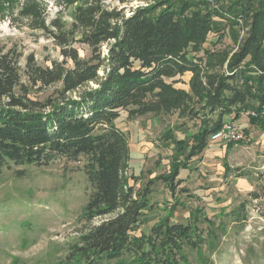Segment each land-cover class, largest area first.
I'll return each instance as SVG.
<instances>
[{"label": "trees", "instance_id": "obj_1", "mask_svg": "<svg viewBox=\"0 0 264 264\" xmlns=\"http://www.w3.org/2000/svg\"><path fill=\"white\" fill-rule=\"evenodd\" d=\"M224 19L232 29L242 20L248 33L229 58L206 49L205 64L198 53L211 33L223 36ZM43 26L61 48L62 59L48 65L0 40V173L12 163L41 166L60 157H85L91 190L84 217L101 221L83 235L81 255L128 254L130 264H187L185 247L199 245L196 225L166 216L150 231L143 229L153 180L144 188L131 184L137 176L129 172V140L115 121L123 111L193 112L202 121L196 143L179 138L174 153L187 158L203 152L231 116L234 121L254 110L250 121L264 126V0H233L221 11L207 2L157 0L128 15L91 0L77 8L69 25L56 18ZM75 43L89 51L82 55ZM216 66L222 70H206ZM185 74L189 89L178 85ZM50 86H56L55 97L32 95ZM82 87L77 97L70 96ZM178 172L158 178L174 192L175 180L183 179ZM260 178L261 190L250 196L264 203V169Z\"/></svg>", "mask_w": 264, "mask_h": 264}, {"label": "rangeland", "instance_id": "obj_2", "mask_svg": "<svg viewBox=\"0 0 264 264\" xmlns=\"http://www.w3.org/2000/svg\"><path fill=\"white\" fill-rule=\"evenodd\" d=\"M88 1L91 0H0V40L9 45L16 43L25 54L34 53L43 65L54 58L62 59L60 46L46 36L43 25H50L56 18L69 25L77 8ZM99 1L128 15L136 7L157 0ZM231 1L214 0L210 6L221 11ZM223 23V36L218 39L211 33L198 53L205 64L206 49L214 55L226 53L229 58L248 33L249 26L242 20L238 29H232L228 19ZM75 45L82 55L89 51L81 43ZM21 63L24 66L25 58ZM226 67L227 61L222 69ZM207 69L215 72L221 68ZM189 76L185 74L178 85L189 89ZM55 88L50 86L32 95L40 99L55 97ZM83 89L70 96L77 97ZM242 116L246 118L240 119V126L247 128L244 139H209L208 147L191 158L174 153L179 138L196 143L202 121L193 112L177 109L132 116L123 111L115 121L129 140V172L137 176L130 180L131 184L144 188L153 180L151 206L143 215V229L150 231L166 216L196 225L199 245L185 247L187 264H264V203L250 196L251 191L261 190L262 186L264 126L253 124L249 118L252 115L246 112ZM182 161L188 167L183 168ZM85 163V157H60L48 165L12 163L11 168L3 169L0 264H130L132 257L128 254L113 259L81 255L83 235L101 221L98 218L90 222L84 217L91 190ZM176 169L183 179L175 180L173 192L158 177Z\"/></svg>", "mask_w": 264, "mask_h": 264}, {"label": "built area", "instance_id": "obj_3", "mask_svg": "<svg viewBox=\"0 0 264 264\" xmlns=\"http://www.w3.org/2000/svg\"><path fill=\"white\" fill-rule=\"evenodd\" d=\"M199 2H207L212 4L214 0H195ZM246 114L248 115H255L256 112L254 110H246ZM246 129L241 127L239 124H237L233 120H226L223 122L221 127L217 129L213 134L211 135V140H222V141H240L244 139L246 135ZM250 140V139H249Z\"/></svg>", "mask_w": 264, "mask_h": 264}, {"label": "crops", "instance_id": "obj_4", "mask_svg": "<svg viewBox=\"0 0 264 264\" xmlns=\"http://www.w3.org/2000/svg\"><path fill=\"white\" fill-rule=\"evenodd\" d=\"M241 118H246V117H243V116H242V117H240L238 120H235V122H236L237 124H239V125H240V119H241Z\"/></svg>", "mask_w": 264, "mask_h": 264}]
</instances>
